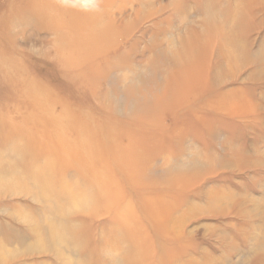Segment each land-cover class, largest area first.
<instances>
[{
  "label": "rangeland",
  "instance_id": "1",
  "mask_svg": "<svg viewBox=\"0 0 264 264\" xmlns=\"http://www.w3.org/2000/svg\"><path fill=\"white\" fill-rule=\"evenodd\" d=\"M0 242L264 264V0H0Z\"/></svg>",
  "mask_w": 264,
  "mask_h": 264
},
{
  "label": "bare ground",
  "instance_id": "2",
  "mask_svg": "<svg viewBox=\"0 0 264 264\" xmlns=\"http://www.w3.org/2000/svg\"><path fill=\"white\" fill-rule=\"evenodd\" d=\"M4 164V163H3ZM15 171V170H14ZM12 172V171H11ZM17 172V171H15ZM12 183V182H11ZM21 184V183H20ZM24 187V185H23ZM28 188V187H27ZM22 189V187H21ZM24 190V189H23ZM21 190V192L23 193L24 191ZM17 191V190H16ZM35 193V192H34ZM22 195V194H21ZM36 195V194H35ZM42 196V195H41ZM44 198V197H43ZM42 199V198H41ZM16 215V214H15ZM13 216V215H12ZM23 217V216H22ZM15 221V220H14ZM34 223V222H33ZM50 225V224H49ZM29 226V225H28ZM34 227V226H33ZM36 230V231H35ZM45 233H46V238L50 239V238H54V235L56 236V232H55V229H53L52 226L48 227L45 229ZM38 232V228H33L31 234L33 235V238L35 239V241L39 242L41 240V237L39 236V234L37 233ZM14 236V235H13ZM39 238V239H38ZM1 243V242H0ZM2 245H0V263L4 257L5 254V250L1 248ZM37 252V251H36ZM41 253V252H40Z\"/></svg>",
  "mask_w": 264,
  "mask_h": 264
}]
</instances>
